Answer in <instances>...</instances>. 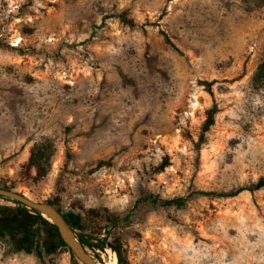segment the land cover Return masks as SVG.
<instances>
[{"label":"rangeland","instance_id":"obj_1","mask_svg":"<svg viewBox=\"0 0 264 264\" xmlns=\"http://www.w3.org/2000/svg\"><path fill=\"white\" fill-rule=\"evenodd\" d=\"M263 46L264 0H0V187L59 198L76 238L103 240L88 251L98 264H264V189L194 195L264 175ZM201 82L218 112L197 152L212 105ZM39 145L43 178L28 166ZM72 206L129 218L104 229ZM53 238L0 198V264H79Z\"/></svg>","mask_w":264,"mask_h":264},{"label":"trees","instance_id":"obj_2","mask_svg":"<svg viewBox=\"0 0 264 264\" xmlns=\"http://www.w3.org/2000/svg\"><path fill=\"white\" fill-rule=\"evenodd\" d=\"M168 1L170 2L172 0H168ZM118 17L122 23L128 24L129 26H133V22L131 20H127L125 18L124 14H120ZM162 36H163L165 43L170 45L171 47H173V49L175 51H177V49L170 42L167 35L162 33ZM252 82L260 90H262L264 92V46H263L262 58H261L259 65L257 66V69H256L254 75H253ZM201 83L203 85L204 91L210 96L212 105L205 113V119L202 122L200 134L198 136L197 142L194 144L197 152L200 150L201 145H203L205 143L206 134L209 132L210 128L213 126L215 116L218 112L217 104H216L215 99H214V93L212 91L213 83L212 82L211 83L201 82ZM49 158H50V153H49V148L47 145H39V146H36L34 149H32V151L30 153V157H29L28 166L30 169L34 170L36 178H43L47 174V167L49 165ZM99 165H104V163L99 162ZM169 165H170V160H169L168 156H164L162 162L157 167H155L152 172L154 174L161 173ZM0 188L5 189V190H10V189L5 188V187H0ZM261 189H264V175L259 177L257 179V181L255 183H252L249 187L239 188L238 190H236L234 192L216 193V192L197 191L194 193V195L202 196V197L230 198V197H234V196L238 195L240 192H242L244 190H247L250 193H253L254 191H258ZM2 199L11 201V200L6 199V198H2ZM141 201H148L150 203H159V204H162L165 206H177V207H181L184 204L183 199H179V198L163 199L160 196L153 195V194L145 195L144 197L141 198ZM12 202L14 204L22 207V208H25L20 203H17L14 201H12ZM46 203L53 206L57 211H59L62 214L66 224L74 232L75 228L72 226V221L70 220L68 214H64L61 210L59 198H53L52 200L46 201ZM25 209H27L29 212L35 214L37 216L38 220L42 221L43 224L47 225L49 228L52 229L53 234H54V238H53L54 244L57 245L58 248L60 247V248L64 249L65 251H67L71 255L72 259H74L73 255L71 254L69 249L65 246V244L59 238L56 228L52 224H50L47 220L42 218V216H40V214L38 212L31 210V209H28V208H25ZM72 209H74L76 212L82 213L83 215H85L89 219H101V220H103L105 222L104 229H112L114 227H117L122 222H126L129 218V216H126L125 218L121 219L120 216L114 214L113 212H111L110 210H108L107 208H104V207L84 209L80 206H72ZM78 218H79V216H78ZM100 234L101 233H98V232L92 233L93 236L94 235L98 236ZM35 236H37V232H35ZM77 238H78L79 243L83 246V248L87 252L92 251L94 249L102 250L104 248L103 240H98L97 238H96L97 240L95 238H93V239L92 238H84V236H82L81 234L77 235ZM116 252H117V255L119 257V260H121L119 252L118 251H116ZM48 253L51 254L53 252L50 251ZM37 255L39 256L40 254L37 253Z\"/></svg>","mask_w":264,"mask_h":264},{"label":"water","instance_id":"obj_3","mask_svg":"<svg viewBox=\"0 0 264 264\" xmlns=\"http://www.w3.org/2000/svg\"><path fill=\"white\" fill-rule=\"evenodd\" d=\"M0 198H6L11 201L20 203L25 208L38 212L40 216H42L41 213H45L47 218L49 219L47 221L56 228L59 238L69 249L77 263L98 264L93 259V257H91L89 253L83 248V246L79 243L78 239L75 236L74 238L71 235L72 231L66 224L62 214L57 211L53 206L49 205L46 202H35L23 194L10 190H5L2 188H0ZM42 218L44 217L42 216Z\"/></svg>","mask_w":264,"mask_h":264},{"label":"bare ground","instance_id":"obj_4","mask_svg":"<svg viewBox=\"0 0 264 264\" xmlns=\"http://www.w3.org/2000/svg\"><path fill=\"white\" fill-rule=\"evenodd\" d=\"M42 216L45 218V220H49L45 213H41ZM71 235L74 237V235L71 233ZM75 238V237H74ZM116 254V253H115ZM105 260V259H104ZM104 264H117V258L114 255V253H110V257L107 261L104 262Z\"/></svg>","mask_w":264,"mask_h":264}]
</instances>
